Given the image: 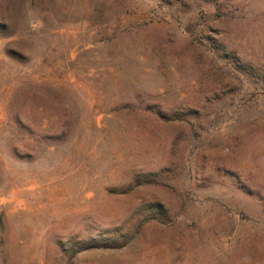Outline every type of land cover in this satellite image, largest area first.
<instances>
[{"label": "rangeland", "instance_id": "obj_1", "mask_svg": "<svg viewBox=\"0 0 264 264\" xmlns=\"http://www.w3.org/2000/svg\"><path fill=\"white\" fill-rule=\"evenodd\" d=\"M0 264H264V0H0Z\"/></svg>", "mask_w": 264, "mask_h": 264}]
</instances>
